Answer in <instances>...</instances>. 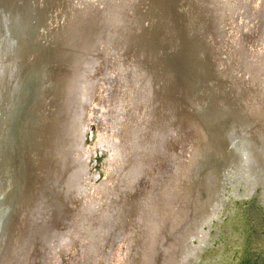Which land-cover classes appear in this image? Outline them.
I'll use <instances>...</instances> for the list:
<instances>
[{
	"label": "water",
	"instance_id": "obj_1",
	"mask_svg": "<svg viewBox=\"0 0 264 264\" xmlns=\"http://www.w3.org/2000/svg\"><path fill=\"white\" fill-rule=\"evenodd\" d=\"M1 1L0 264H53L59 238L90 217L89 231H101L91 202L81 204L87 171L73 135L92 99L90 71L103 62L122 65L128 83L151 75L150 87L170 97L145 103L133 130L135 165L141 155L146 168L151 151L162 171L176 169L167 138L192 130L196 140L188 164L177 166L181 180H167L169 211L155 214L154 201L134 192L128 207L138 229L123 264H264V117L253 108L264 110V55L256 91L237 63L240 46L264 45V6L253 14L229 0ZM153 102L157 119L148 120ZM247 105L261 123L236 122ZM211 124L221 176H210L204 152Z\"/></svg>",
	"mask_w": 264,
	"mask_h": 264
},
{
	"label": "rangeland",
	"instance_id": "obj_2",
	"mask_svg": "<svg viewBox=\"0 0 264 264\" xmlns=\"http://www.w3.org/2000/svg\"><path fill=\"white\" fill-rule=\"evenodd\" d=\"M245 2L249 3L248 8L243 6L242 10L252 11L253 14L264 6V0ZM126 74L122 65L116 68L103 62L94 76L92 75V99L83 119L81 153L77 152V157L84 158L87 171L84 176L86 194L81 204L91 202L94 210L89 211L88 215H100L102 223L99 224L103 230L95 234L93 230L89 231L90 222L95 221L91 217L89 225L83 220L76 224L74 231L70 226L66 238L59 239V245L53 249V264H87L88 260H96L98 264L103 261L105 264L126 263L131 253V235L135 238V230L138 229L134 223V215L128 207L134 200V192L139 190L140 200L149 197L154 201L155 214L169 211L170 205H176L167 195L170 182L167 180L176 176L177 172L178 176H181L177 166L188 164L193 152L192 144L196 143L195 136L192 130H187L184 136L179 135L178 141L176 138L172 144L171 139L167 138V150L169 149L170 153L167 152L166 157L168 159L170 155L168 160H173L167 164L176 169L162 171V163L156 154L151 155V162L146 168L140 163L141 155L139 166L135 165L133 141L136 140V134L133 130L135 131L146 106L138 104L136 100L139 81L128 83ZM179 155L181 158L179 157L177 163L174 160ZM159 186L160 191L156 192ZM164 202H167L165 207Z\"/></svg>",
	"mask_w": 264,
	"mask_h": 264
},
{
	"label": "bare ground",
	"instance_id": "obj_3",
	"mask_svg": "<svg viewBox=\"0 0 264 264\" xmlns=\"http://www.w3.org/2000/svg\"><path fill=\"white\" fill-rule=\"evenodd\" d=\"M230 2H234V3H237L236 4V6H238V9L239 10H241L242 9V7L243 6H245V8H248V4L249 3H247V2H242V0H229ZM4 4H5V2L4 1H1L0 0V5H2V6H4ZM159 6H162V7H159V9H160V11L161 12H165V11H167V6L166 5H164V4H161V3H159L158 4ZM210 9V14H212V16L213 15H216V11L215 10H213V9H211V8H209ZM230 37H232V35H230ZM235 37H238V38H240V33L239 34H237ZM239 48H242L244 51H242L241 49V51L240 52H238V57H237V63L238 64H240L241 66H242V68H243V70H244V72L247 74V79H246V81H248L249 80V83H250V87L252 88H254L253 90H251V91H256V87H257V85H256V83H260V82H262V78H260L258 75L260 74V73H262L263 72V70H262V68H261V66H259V64H258V61L257 60H261L262 61V58H261V56L262 55H264V45H263V47H260L259 48V52L258 51H249L248 49H247V47H244V46H240ZM226 50V49H225ZM219 65H221V63L219 64ZM225 71H226V68H224V69H222V67H221V72L224 74L225 73ZM91 72V74H93V76H94V72L93 71H90ZM138 73V72H137ZM150 76L151 75H149V77L147 76V74H144L143 72H141V74L138 76V81H140L141 83H139L137 86H138V88H140V92L137 94V95H139L140 94V96H136V100H139L138 101V104L139 103H146V102H150V101H152V97L154 96L155 97V99H156V101H157V98L158 97H161L162 96V98L167 102L168 100H169V94L167 95H164V91L162 90V89H158V87H156V86H154V88L152 89L151 87H150V81H151V78H150ZM141 77V78H140ZM257 79H259V80H257ZM142 82H144V84L142 83ZM145 88H147V89H145ZM150 88L152 89V91H153V93H151V91H150ZM259 88V87H258ZM260 91H264V89H261L260 88V90L258 91V92H260ZM84 94V93H83ZM85 94H86V91H85ZM161 94V95H160ZM190 94H192V93H190ZM151 95H152V97H151ZM250 95H252L253 97H252V101H254V100H256V97H254L255 95H254V93H250ZM192 98H193V96H192ZM196 98V97H195ZM83 99H85V98H83ZM163 100V101H164ZM249 101V100H248ZM188 103H190V101H188ZM254 103V102H253ZM153 104L154 105H156V103H152V105H151V109H152V112H150L149 113V115H150V118H148V120H150V119H157V115L155 114V112L153 111L154 109H155V107L153 106ZM189 105V104H188ZM187 107V106H186ZM234 107L235 106H232V110H234ZM154 108V109H153ZM253 108H254V111H255V113H257L258 115H261V116H263L264 117V110H262L261 109V107L259 108L258 106H253ZM170 109H172L171 108V106H170ZM245 109V108H244ZM246 110V111H245ZM244 111H243V118H240V117H238L237 116V118H236V122L237 123H240V124H244L245 123V125L246 124H249L250 126L252 125V122H251V120L253 119V118H255V119H257L258 117H260V116H257L256 114H254V111H253V109H252V105H247V109H245ZM196 111L197 112H199L200 110H197L196 109ZM250 113V114H249ZM250 115V116H249ZM252 116V117H251ZM160 119V118H159ZM255 119H253L254 121H256V123L257 124H259V123H261V122H263L264 121V118H262L261 117V122H260V120L259 121H257V120H255ZM79 123H78V127H79V129H78V131H77V133H74V137L76 138V143H79V141L82 139V124H83V117H82V115H80L79 114ZM146 121V122H149V121ZM252 120V121H253ZM75 122H77V121H75ZM152 122H154V121H152ZM145 123V122H144ZM165 129H167V127L165 128ZM216 129H218V125L217 124H211V130L207 127L206 128V142H207V145H206V147H205V150H204V152H206V150L209 152V154L211 155L210 156V158H209V161H208V171H209V173H210V176H217L218 174L221 176V172H219V169H220V167L219 168H217V170H214V167H212V164H213V161H214V158H215V154L218 156V154L215 152L216 151V146H218V144H216V143H213V144H211V138L210 137H212V136H210L209 134H210V131H214V130H216ZM220 129H223V128H220ZM179 130H180V127H179ZM209 131V132H208ZM163 132H165V130H163ZM165 135H166V132H165V134H163V137H162V140L164 139V137H165ZM199 137V140L201 139V135H198L197 134V138ZM216 144V145H215ZM150 155H152V152L151 151H149V153H147V157L148 156H150ZM84 159V158H83ZM181 172H182V169L181 170H179V174H181ZM176 176H178V172H177V175ZM175 176V177H176ZM179 177V176H178ZM179 179L181 180V177H179ZM205 182V181H204ZM229 182H230V180L228 179V181H227V185L229 184ZM216 185H217V182L215 183ZM235 185V184H234ZM218 186V185H217ZM262 189H263V187H262ZM262 191V190H261ZM263 193H264V189H263ZM50 219V218H49ZM46 227H47V225H46ZM43 228L44 227H42L41 226V231H42V233L44 232V231H46V228L43 230ZM51 235H53L54 234V232L52 231V229H51ZM48 234V233H47ZM44 236H46V233L43 235V237ZM57 236H58V233H57ZM42 237V238H43ZM50 238V234H48L47 235V238ZM46 238V239H47ZM60 239V238H59ZM33 264H36V260L33 262Z\"/></svg>",
	"mask_w": 264,
	"mask_h": 264
}]
</instances>
